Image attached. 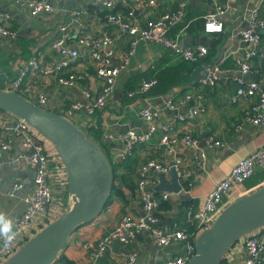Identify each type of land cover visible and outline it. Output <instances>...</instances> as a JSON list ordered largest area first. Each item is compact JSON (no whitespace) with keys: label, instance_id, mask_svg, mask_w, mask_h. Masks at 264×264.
I'll return each mask as SVG.
<instances>
[{"label":"built area","instance_id":"1","mask_svg":"<svg viewBox=\"0 0 264 264\" xmlns=\"http://www.w3.org/2000/svg\"><path fill=\"white\" fill-rule=\"evenodd\" d=\"M58 1L62 0H0V3L19 11H26L31 16H38L43 13L54 14L57 11L54 2ZM98 1L104 13L93 15L94 20L102 26L97 36L81 32L84 16L89 14L87 9L74 8L68 11L65 20L54 31L49 45L50 51L54 54L52 62L49 64L43 62L45 51L38 47L39 49H36L25 63L16 68L17 74L14 78L9 79L5 71L0 69V90L17 92L45 107L46 93L25 79L27 73L31 71L53 77L57 85L71 89L86 76L81 64L88 63L94 69V77L100 90L93 92L92 88L85 87L81 89L83 100L76 99L59 112L55 111L68 119L77 112H83L92 117L86 126L88 127L95 125L96 113L104 108L108 97L113 93L117 76L129 64L139 39L170 48L174 55L188 63H199L206 57L205 46L182 45L177 37L171 35V31L184 19L187 0H178L173 9L156 17L145 16L143 20L135 17L132 9L127 12L114 9L118 2L123 4L128 0ZM137 1L146 8L154 7L158 2ZM200 1L214 3L217 14H223L226 10L218 6L216 0ZM11 12L9 8H0V37L14 40L18 37L19 31L11 27L14 20ZM246 23L247 26L239 30V35L250 48L236 59L239 73L231 78L236 83V88L229 98L231 103L243 106L242 119L236 125L237 129L242 128L245 123L256 127L264 124V86L256 78H246L251 72H258L252 69L253 59L264 61V47L260 46L264 19L257 8L247 13ZM221 26L212 15L205 23V31H220ZM126 35L130 37L128 48L119 52L116 49V41ZM219 79V66L207 63L198 82L201 86L213 87ZM157 84L158 79L155 76L142 78L133 89L126 92V96L133 98L145 95ZM192 97L191 93H185L178 99L171 96L165 100V106L175 109L177 103H186ZM203 110L204 107L200 105L190 106L186 112L177 113L170 120L160 122L157 120L159 111L145 107L137 112L146 124L145 128L128 127L122 133L116 134L107 130L102 131L99 141L108 144V159L111 163L120 164L131 159L139 146H146L147 153L151 156H147L136 167L132 200L140 207L141 213L122 215L88 252L91 261L102 259L115 243L127 246L133 243L139 234L145 233L161 251L162 264H185L195 254V240L198 234L209 227L232 201L231 188L243 184L256 171H264V147L255 148L239 159L227 174L214 184L200 205H189L184 208L179 213L180 220L179 216L168 220L162 215L161 203L183 192V183L191 185L192 170L185 166L179 148L192 149L199 167H202L205 160V152L200 147L199 139L189 131H181L178 128V123L192 118ZM0 114L11 115L3 111H0ZM14 120L13 124L0 120V168L5 163L3 157L6 156V162L12 168L23 166L32 170V188L22 197L24 203L22 213L12 220V229L7 233L13 237L12 240L6 242V235L0 233V264L65 211L60 199L61 194L67 192L65 168L54 146L23 119L14 116ZM12 142L17 143L19 149L11 150ZM225 145L224 141L214 136L206 139V146L209 148ZM51 168L54 169V173ZM151 170L156 175L157 173L169 175L170 171L174 170L181 190L178 193L167 191L154 193L153 187L159 183V179L149 175ZM23 186L22 181H15L8 195H17ZM239 241L243 254L241 264H264V227L247 234L237 242ZM236 243L226 249L222 256V260L228 264H232L234 255L238 252L234 246ZM116 256L120 264L136 263L134 252L122 250L117 252Z\"/></svg>","mask_w":264,"mask_h":264},{"label":"crops","instance_id":"2","mask_svg":"<svg viewBox=\"0 0 264 264\" xmlns=\"http://www.w3.org/2000/svg\"><path fill=\"white\" fill-rule=\"evenodd\" d=\"M177 1L158 0L156 6L146 8L144 4L137 0H128L127 3L123 4L118 2L115 6L119 8L116 10L123 12L132 9L134 16L139 20H143L145 16L156 17L173 9ZM187 2L188 6L184 19L171 31V35L177 37L182 45L205 46L207 48L206 57L199 63H187L189 71L183 73L187 79L181 85L173 86L165 93L160 94L154 93L153 87L145 95L128 98L125 87L131 78L155 67L157 61L161 60L162 66L167 67L180 59L173 52L168 53L167 48L161 44L139 39L136 44V51L131 56L129 64L117 76L113 93L108 97L104 108L99 111L102 131L107 130L116 134L122 133L128 127L145 128L146 124L137 113L145 107L150 110H158L157 120L160 122L170 120L177 113L186 112L190 106L200 105L204 107V110L197 115L178 123V128L181 131H189L199 139L200 147L205 152V160L202 167H199L192 149L179 148V154L185 166L192 170L193 176L190 179V186L183 183L184 191L169 197L165 201L166 208L161 209V213L168 220L178 217L179 213L189 205H200L214 184L221 180L239 159L255 148L264 147V124L256 127L245 123L242 128L237 129L236 125L242 119L243 106L233 104L229 100L230 95L236 88V83L231 78L239 73L236 59L250 48L241 39L239 30L247 26L246 15L254 8H257L260 16L264 19V0H225V3L222 0H216L218 6L226 9L223 14H217L216 5L212 2L200 0H187ZM56 6L57 11L54 14L43 13L38 16H31L26 11H19L14 7L0 3V8H9L12 11L14 20L11 22V27L19 31V36L14 40L0 37V69L5 71L9 79L16 76V68L25 63L33 52L39 49L38 47L45 51L43 62L47 64L52 62L54 54L50 51L49 45L54 31L65 20L66 13L71 11L73 6L87 9L89 12L84 16L82 34L97 36L100 32L102 26L93 18L94 14L102 13L104 10L98 0H62V3H57ZM212 15L217 23H221L220 31H205V23ZM129 41L130 37L128 35L120 37L116 41V49L119 52L127 50ZM260 46L264 47V29L261 31ZM205 63L219 66L220 79L216 85L213 87L201 86L198 81L203 72L199 69L194 75L195 82L186 84L192 80L195 68ZM81 67L86 76L79 80L76 87L71 89L60 87L53 77L31 71L27 73L25 79L32 82L38 90L46 93L47 102L45 107L47 109L59 112L72 101L76 99L83 100L81 89L90 87L93 92L100 90V86L94 77L92 65L83 62ZM252 69L258 70V72H251L249 77L246 78H256L264 86V61L253 59ZM185 93H191L193 97L186 103H177L175 109H169L165 106L167 98L174 96L178 99ZM1 119L7 124H13L15 121L14 116L6 114H0ZM91 119L92 117L85 113L77 112L69 120L84 131ZM135 120H141L144 126H134L133 122ZM209 136L224 141L226 145L217 148L207 147L206 139ZM17 148L19 149V145L12 142L11 150H17ZM147 156L151 155L147 153L146 146H139L135 149L133 158L136 164L128 179L134 185L136 182V167ZM6 159V156H4L3 161L5 163L0 168V216L3 217L0 220V230L5 225H9L11 230L12 220L22 213L24 209L22 197L32 188L33 177L32 170L23 166L12 168L6 162ZM125 166L126 162L117 166L116 173L119 176L113 178L108 204L95 219L79 225L63 246L60 254L72 261L73 264H120L116 253L122 250L135 253V264H162L161 251L152 238L145 233L139 234L130 245L122 246L115 243L105 253L104 257L98 261H91L88 258V252L96 241L106 234L122 215H138L141 213L140 207L132 200L133 190L128 188L121 179V174L126 172L127 169ZM51 170L54 173V169L51 168ZM61 171L63 172L62 169ZM262 173V171H256L243 184L234 185L230 190L231 200L234 201L263 185L264 178H260ZM149 175L154 179L158 178L152 170L149 171ZM170 179V175H167L166 180L169 182ZM17 180L22 181L23 189L17 195L9 196L8 191ZM65 183H67L66 178ZM53 185L56 186V184ZM113 187L119 189L122 196L118 195L117 191L115 193ZM153 192L160 193L154 190ZM61 196L60 201L64 210H67L73 199L67 192L62 193ZM239 245H241L240 241L234 245L237 247L238 252L234 255L232 264H241L243 261V254Z\"/></svg>","mask_w":264,"mask_h":264},{"label":"water","instance_id":"3","mask_svg":"<svg viewBox=\"0 0 264 264\" xmlns=\"http://www.w3.org/2000/svg\"><path fill=\"white\" fill-rule=\"evenodd\" d=\"M167 52L172 53V50L167 48ZM206 64L195 68L192 80L186 84L194 83L196 71L203 72ZM0 111L23 119L51 142L64 165L67 193L73 199L67 210L28 239L3 264H52L71 233L79 225L95 219L104 208L113 186L111 162L101 147L68 118L17 92L0 90ZM133 125L144 126L141 120H135ZM169 175L168 182L166 174L157 173L159 183L153 190L178 193L181 190L178 176L174 170ZM262 227L264 184L230 202L213 223L198 234L195 254L185 264H220L226 249Z\"/></svg>","mask_w":264,"mask_h":264},{"label":"trees","instance_id":"4","mask_svg":"<svg viewBox=\"0 0 264 264\" xmlns=\"http://www.w3.org/2000/svg\"><path fill=\"white\" fill-rule=\"evenodd\" d=\"M114 9H119V8H117V6H115ZM102 13H104V12H102ZM187 63L188 62H186L182 59H179L175 63H173L172 65L167 66V67H163L162 61L161 60L157 61L155 63V67L151 68L147 72L142 73L141 75H139L137 77L131 78L129 80L127 86L125 87V91L133 89L136 86V84L142 78H149V77L155 76L158 79V84L152 90L154 91V93H159V94L165 93L169 88H171L173 86L181 85L182 83L185 82L187 77L184 76L183 73L189 71V69L187 67ZM96 117H97V121L95 122V125H93V126L91 125V126L86 127L84 132L87 135V137L91 138L94 142H96L101 147V149L107 154V157H108V151H107L108 150V144L99 141V136L102 133L101 118H100L99 111L96 113ZM125 162H126L125 167H127V169H126V172H123L121 174V179L124 181L123 183H125L128 186V188L133 190V193H134L135 185L133 183L129 182L128 179L130 178V175L135 168V164H136L135 159L132 157L131 159H129ZM125 162H123V163H125ZM123 163H120V164L111 163L113 178H115L116 176H119L116 173V169L118 168L117 167L118 165H122ZM262 172L263 173L260 176V178H264V171H262ZM113 191L115 193L117 191V194L122 196L121 191H119V189H117L116 187H113ZM109 201L110 200L108 198L104 207L108 204ZM164 208H166V202L161 203L160 209H164ZM180 217L181 216L178 217L179 220H180ZM58 263L73 264L72 261L67 259L62 254H59L58 258L52 264H58ZM220 264H228V263L224 260H221Z\"/></svg>","mask_w":264,"mask_h":264},{"label":"clouds","instance_id":"5","mask_svg":"<svg viewBox=\"0 0 264 264\" xmlns=\"http://www.w3.org/2000/svg\"><path fill=\"white\" fill-rule=\"evenodd\" d=\"M2 219H3V217L0 216V220H2ZM9 231H10V226H9V225H5V227H4L2 230H0V233L6 235V242L11 241L12 238H13L11 235H7V233H8Z\"/></svg>","mask_w":264,"mask_h":264},{"label":"rangeland","instance_id":"6","mask_svg":"<svg viewBox=\"0 0 264 264\" xmlns=\"http://www.w3.org/2000/svg\"><path fill=\"white\" fill-rule=\"evenodd\" d=\"M57 189H55V191H56Z\"/></svg>","mask_w":264,"mask_h":264}]
</instances>
